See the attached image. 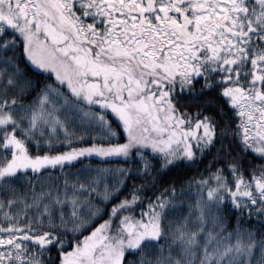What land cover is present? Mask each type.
Segmentation results:
<instances>
[{
  "label": "snow or ice",
  "instance_id": "1",
  "mask_svg": "<svg viewBox=\"0 0 264 264\" xmlns=\"http://www.w3.org/2000/svg\"><path fill=\"white\" fill-rule=\"evenodd\" d=\"M0 264H264V0H0Z\"/></svg>",
  "mask_w": 264,
  "mask_h": 264
},
{
  "label": "trees",
  "instance_id": "2",
  "mask_svg": "<svg viewBox=\"0 0 264 264\" xmlns=\"http://www.w3.org/2000/svg\"><path fill=\"white\" fill-rule=\"evenodd\" d=\"M192 167H193V172H188V173H187V175H189V176L193 175L194 172H195L196 166L193 165ZM201 167H202V166H201Z\"/></svg>",
  "mask_w": 264,
  "mask_h": 264
}]
</instances>
